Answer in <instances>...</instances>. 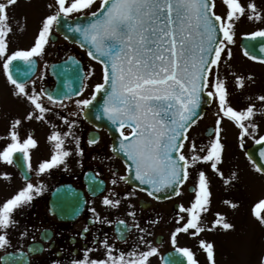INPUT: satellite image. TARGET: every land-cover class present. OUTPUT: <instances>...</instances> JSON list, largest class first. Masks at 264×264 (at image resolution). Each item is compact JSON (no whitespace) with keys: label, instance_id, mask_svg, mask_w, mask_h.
Masks as SVG:
<instances>
[{"label":"snow or ice","instance_id":"obj_1","mask_svg":"<svg viewBox=\"0 0 264 264\" xmlns=\"http://www.w3.org/2000/svg\"><path fill=\"white\" fill-rule=\"evenodd\" d=\"M18 0H0V66L6 80L12 88V95L29 106L24 120L52 123L48 117L55 115L66 127V131L55 130L49 137L54 143L51 158L41 162L36 174H48L51 169L64 164L73 150L68 142L75 144V153L82 156L80 137L76 134L79 117L85 119L94 114L96 120L106 118L118 131V147L114 150L122 154L127 165L126 175L113 173L111 184L115 187L121 181L131 183L132 190L124 193V199L131 200L137 190L144 191L157 200L180 196L182 186L196 173L194 197L190 206L177 205L176 226L171 231L170 241L177 258L161 257L163 264H199L193 250L179 246L180 234L198 237L206 230L222 227L234 229L226 217L217 212L210 228L203 224L204 214L211 208V181L200 165L207 164L221 178H224L220 165L223 162L224 144L222 143V124L225 119L233 122L241 130L240 136H253L259 125L255 122L257 115L264 116V94L249 96L250 102L245 108L237 109L231 103L228 77L222 75L221 64H226L232 57L230 44L235 43L236 26L246 18L250 21H264L255 0L247 5L242 0H219L223 13H218L217 0H52L46 5L49 10L41 20V26L29 49L10 51L9 35L13 31L9 22L8 9ZM95 9V10H93ZM81 21H86L82 23ZM63 24L68 34L78 37L76 42L87 48L92 60L102 65V82L97 83L90 97L83 98L87 88L84 82L88 73H79L76 77L79 87H69L58 91L37 88V80L31 79L36 64L34 58L45 54L46 45L54 29L59 30ZM251 41L261 40L260 53H264V28L246 33ZM244 55L253 61H264V56H257L245 47ZM71 59V58H70ZM14 62H22L21 64ZM78 66V61H73ZM236 88L243 89L246 79L232 73ZM43 79V76L40 77ZM73 96L81 97L73 101ZM102 97V104L97 100ZM45 99L52 107L45 104ZM74 103L76 111L61 115L68 104ZM96 102V103H94ZM216 103L215 127L211 139L200 145L189 135V130L200 118L201 105ZM99 104V107H97ZM95 110V111H94ZM20 118L10 123L6 144L0 145V162L13 164L14 156L22 154V160L31 169L30 150L37 147L38 141L29 133L26 138L20 134L24 123ZM53 128L58 126L53 124ZM99 127V126H98ZM125 129H130L126 133ZM255 139V137H254ZM99 136L90 138V145L96 144ZM264 142V136L255 139L256 144ZM187 147V152L185 148ZM243 147V145H241ZM264 160V147L259 152ZM251 160L252 157L249 156ZM20 160L17 166H21ZM256 170L264 172V164L253 160ZM6 178L8 173L3 174ZM25 186L13 197L0 205V250L11 247L8 235L10 228L16 227L14 211L28 206L44 190L41 182L34 185L30 176L25 174ZM232 177L225 180L230 183ZM93 192L102 191L103 181L92 182ZM171 193L162 196L161 193ZM114 188L104 196L102 204L108 208H119L121 199ZM235 208L237 205L230 201ZM127 215L132 218L128 225L124 220L118 221V239H126L132 229L139 233L132 249L117 253L115 245L105 235L102 240L94 238V243L104 249L103 258H91L93 249L84 250V258L72 261V264H151V258L159 255V248L149 239L152 233L147 227H141L129 203ZM259 208V211L257 209ZM94 215L93 223L111 224L112 221L100 217L95 208L90 209ZM254 217L264 223V200L258 201L252 209ZM159 223V220L155 221ZM149 224L152 221L148 222ZM88 228L84 229L86 234ZM27 233H22V237ZM206 250L210 264H215L214 245L204 240L199 241ZM19 260L24 253H7L9 258Z\"/></svg>","mask_w":264,"mask_h":264},{"label":"rangeland","instance_id":"obj_2","mask_svg":"<svg viewBox=\"0 0 264 264\" xmlns=\"http://www.w3.org/2000/svg\"><path fill=\"white\" fill-rule=\"evenodd\" d=\"M26 1H33L31 3ZM101 0H97L96 7L98 8ZM249 0H242V3L247 5ZM256 4L261 11H264V0H255ZM45 0H19L14 6H11L7 11L10 17V23L13 31L9 35L10 51L17 49H29L34 42L41 26L42 18L36 16L46 15L47 12ZM216 11L223 13V7L219 6L217 1ZM41 8V14H37L38 9ZM95 10V9H93ZM32 17H36L33 20ZM264 28V21L256 22L243 18L236 26L235 43L230 44L229 48L232 51L231 59L227 57V51L224 53V60L226 64H221L222 75L228 77V88L231 92V103L237 109L245 108L250 102L247 98L258 94H264V63L253 61L246 57L239 48L240 40L246 36V33H251L258 29ZM71 54L79 55L82 53L77 47L71 48ZM99 69V73H100ZM232 73L243 76L245 78L251 76L253 79H246V86L243 89L236 88L234 84V77ZM41 74V73H40ZM97 78H90L88 84H92ZM75 99H73L74 101ZM68 104L66 114L76 111L74 103L66 101ZM47 105V104H46ZM217 110L216 103H213L212 108L205 114V116L197 122L190 130L189 135L194 138L200 145L207 143L211 139L205 133L208 128L215 127L217 119L215 112ZM29 106L26 102L18 100L12 95V88L8 84L2 66H0V137H7L9 132L10 123L16 118L24 120ZM48 119L52 123L40 121H27L24 123L20 131L24 128L27 129L33 125L37 131L35 139L38 143L45 145L39 149L35 159L41 160L42 157H49L54 153V143L49 140L53 131H66V127L55 115H49ZM255 122L259 125L258 132L254 133L255 139L264 136V116L257 115ZM53 124L57 128H53ZM222 143L224 144L223 162L219 166L224 174L221 178L214 172L209 165L201 164L200 167L206 171L211 181V208L203 216V224L206 228H210L213 221L217 218L216 213H222L226 217V221L233 224L235 227L232 230H225L222 227L212 228L202 232L198 237H193L189 234H180L178 237L179 246L189 247L195 253L199 264H210L207 259L206 250L202 249L199 245L200 240H204L214 245L215 251V264H264V223H261L254 217L252 209L253 206L260 200H264V176L256 170V166L248 158L246 150L253 146L255 139L253 136H244L241 138L238 126L233 122L225 119L222 124ZM89 131L88 128H86ZM76 134L79 136V128H76ZM73 144L68 142L67 147ZM243 145V147H241ZM187 152V147L185 148ZM71 164L74 160L70 159ZM77 170L79 167L77 166ZM0 171L7 173L9 168L6 163L0 162ZM232 177L230 183L225 180ZM196 184V173L193 172L192 176L186 183L183 194L176 200L178 204H183L185 207L190 206L194 194L187 191L188 186ZM2 192V191H0ZM230 201L235 203V208L230 204L225 203ZM44 211V207H43ZM160 211L165 214L161 220ZM259 211V208L257 209ZM177 213L174 212L173 204L154 208L144 213L146 218L143 224V215L139 217V224L141 227H147L152 233L149 239L154 246L159 248V255L151 258V264H161L162 255L173 249L170 241L171 231L176 226ZM159 220V223L155 221ZM152 221L151 224L148 222ZM9 238L11 240V247L5 250H0V257L9 250H17L25 247L31 240L27 234L23 237L19 236V231L11 230ZM138 231L135 229L132 237L125 243L120 244L117 241H112L115 245L117 253L119 251L129 252L138 238ZM158 235H163L164 240L161 246L155 243V238ZM91 258H103L104 249L101 248L97 253L91 254ZM82 259V258H81ZM76 260V259H75ZM73 260H56L50 258L49 255H43L34 258L33 264H72Z\"/></svg>","mask_w":264,"mask_h":264},{"label":"flooded vegetation","instance_id":"obj_3","mask_svg":"<svg viewBox=\"0 0 264 264\" xmlns=\"http://www.w3.org/2000/svg\"><path fill=\"white\" fill-rule=\"evenodd\" d=\"M71 51V45L62 36L55 32H52L49 43L46 45L45 54L41 57H37L39 63V72L34 80H37V87L52 88L54 86V80L48 73V66L53 63H59L65 60ZM84 60H82L85 72L90 74V66H95L102 71L101 65L94 60L88 58L87 53L83 52ZM98 69V70H99ZM41 73V74H40ZM99 75V71H98ZM97 75V76H98ZM43 76V79L40 77ZM89 77V75H88ZM86 83V81H85ZM87 85V84H86ZM95 84L88 86L84 90L83 98L90 97ZM81 98V97H80ZM65 103V102H64ZM45 104L52 107L51 102L45 99ZM59 105L56 106L57 111H60ZM61 115H67L66 112L61 111ZM80 129V147L83 149V155L80 156L75 153V144L69 145V149L73 150V155L67 158L66 162L56 168L50 170L48 174L38 176L36 169L41 162L50 159L49 157H42L41 160H36L35 156L39 149L45 147V145L38 143L37 147L30 150L31 155V169L23 162L26 168V173L30 176L31 182L36 185L39 183L44 184V190L41 194L34 196L33 201L28 205L18 208L14 211V219L18 222L17 229L22 230V225L26 226L27 234L31 237L30 243H39L42 247L43 254L49 255L50 258L56 260H75L84 258V250L86 248L93 249L90 253H97L103 246L98 243H94V238L102 240L105 235L110 238V242L117 241L115 236V226L120 220H124L128 225L132 224V218L127 215L129 211V203L134 204L133 209L136 213V219L142 216L150 209L157 207L158 205L167 206L176 203L173 201L157 203L153 201L145 192L137 190L136 194L131 200L124 199V193L131 191L132 187L127 183L121 181L115 187L111 184L113 173L117 175H126V166L124 162L116 157L112 152V140L108 133L104 129H98L88 123H86L82 115L79 117ZM86 128L89 129V134H93L94 138L99 136V140L96 144L90 145L89 139L86 137ZM126 133L129 129H125ZM31 133L35 138L37 131L33 125H30L27 129H22L20 134L25 137ZM7 140H0V145L6 144ZM22 154L17 153V158L20 160ZM71 160L74 163L71 164ZM9 171H6L9 176L6 178L0 171V203L3 204L7 199L13 197L21 190L26 181L22 173L15 167L14 163L7 164ZM77 166L79 170H77ZM103 181L102 191L93 192L92 181ZM61 185H73L76 189L82 192L85 203L83 209L74 221H64L60 219L54 212L64 216L65 211L63 207L65 204H61L51 199V193ZM115 193H119L121 199V205L119 208H108L102 204L104 196L109 195L113 190ZM64 202V201H63ZM143 205L150 206L149 210H144ZM70 206V205H69ZM44 207V211H43ZM95 208L100 217H104L112 223H100L92 221L95 219L90 209ZM162 216H165L162 213ZM145 219L143 218V224ZM14 228V227H13ZM88 228L89 231L86 234L84 229ZM11 229V228H10ZM9 229V230H10ZM8 230V231H9ZM135 229H132V233ZM130 235V236H131ZM42 236L47 242H42Z\"/></svg>","mask_w":264,"mask_h":264},{"label":"water","instance_id":"obj_4","mask_svg":"<svg viewBox=\"0 0 264 264\" xmlns=\"http://www.w3.org/2000/svg\"><path fill=\"white\" fill-rule=\"evenodd\" d=\"M82 23L86 22V21H81ZM60 31H65L66 33V28H64L63 24L61 25V28L59 29ZM69 35V40L71 43H76V44H79L76 42V39H78V37H73L71 34H68ZM260 44H261V40L258 38L256 41H251L249 40L247 37L244 38L241 42V46L243 49H245V47H248L250 48L252 51H253V54L257 55V56H264V53H260L259 49H260ZM80 45V44H79ZM73 61H76L74 58H71L69 61H68V65H69V69H70V72H69V76H68V73L65 72L64 75L66 74V76L64 77L63 76V69H62V65L61 66H57L55 68H57L54 73L55 75L58 77L59 79V85L57 86L56 90L55 91H58V90H61V89H67L68 87H65L66 84H70L71 88L73 89H76L79 87V83L77 82L76 80V77L79 73H83L82 72V67H81V64L79 63L78 66L76 64L73 63ZM14 63H18V64H21V66H24L22 65V62H14ZM36 64V62H35ZM35 72H36V68H35ZM35 72H34V75H35ZM32 75L31 78L34 76ZM54 91V92H55ZM97 100L99 101L100 104H102V97L101 96H98ZM96 103V102H94ZM210 104H207V103H204L201 105V108L199 109L201 115L200 117L203 115L204 113V108L209 106ZM97 107H99V104H97ZM95 111V110H94ZM88 121L92 122V123H97V124H103V125H106L110 131V133L112 134V137L114 138V147H118V142H119V139L120 137L117 135V130L116 128L109 122L107 121L106 118H103L101 120H96L95 119V116L94 114H90L89 115V118L87 119ZM108 125H107V124ZM264 147V142H262L261 144H258L252 148H250L248 150V155L252 157V160H255L257 163H260V164H264V160H262L260 157H259V152L261 150V148ZM114 152L117 154V155H120L123 159V155L122 154H118L115 150ZM125 161V160H124ZM264 173V172H263ZM131 184V183H130ZM132 185V184H131ZM62 189V188H61ZM57 190L54 194V196H58L60 194V190ZM70 191L72 192V194H75V196L79 195L76 191H74L72 188H70ZM162 196H171V193H161ZM53 196V197H54ZM172 197H175V196H171ZM165 199H170V198H163V199H160V200H165ZM79 208H80V205L79 207H77L73 213L71 214L72 217H76L78 211H79ZM121 240V239H120ZM40 252V251H39ZM24 253V252H22ZM36 253V250H35V246L32 245L28 248V253H24V258L23 259H19V260H14L13 258H9L7 260L4 259V257L6 256H3L2 259H1V264H29V260H30V256H33L35 255ZM13 254H16V253H13ZM173 257V258H177V254L173 251V252H170L168 254H166L164 257L167 258V257Z\"/></svg>","mask_w":264,"mask_h":264}]
</instances>
